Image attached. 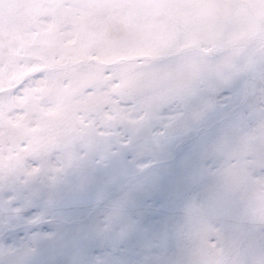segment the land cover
I'll return each instance as SVG.
<instances>
[{
	"label": "snow or ice",
	"instance_id": "obj_1",
	"mask_svg": "<svg viewBox=\"0 0 264 264\" xmlns=\"http://www.w3.org/2000/svg\"><path fill=\"white\" fill-rule=\"evenodd\" d=\"M0 264H264V0H0Z\"/></svg>",
	"mask_w": 264,
	"mask_h": 264
}]
</instances>
